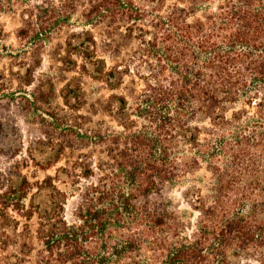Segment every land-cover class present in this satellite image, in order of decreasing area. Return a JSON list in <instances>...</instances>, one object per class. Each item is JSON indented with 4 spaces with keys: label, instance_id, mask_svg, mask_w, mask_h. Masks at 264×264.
I'll return each mask as SVG.
<instances>
[{
    "label": "trees",
    "instance_id": "16d2710c",
    "mask_svg": "<svg viewBox=\"0 0 264 264\" xmlns=\"http://www.w3.org/2000/svg\"><path fill=\"white\" fill-rule=\"evenodd\" d=\"M9 13L22 20L17 82L31 85L39 53L66 34L57 65L104 94L38 141L52 153L42 170L66 156L53 175L8 185L24 221L16 244L0 236L5 264H230L261 250L264 0H0ZM4 37L0 23V60ZM200 171L186 223L172 194Z\"/></svg>",
    "mask_w": 264,
    "mask_h": 264
},
{
    "label": "rangeland",
    "instance_id": "374dc122",
    "mask_svg": "<svg viewBox=\"0 0 264 264\" xmlns=\"http://www.w3.org/2000/svg\"><path fill=\"white\" fill-rule=\"evenodd\" d=\"M80 22L74 18L72 23L81 24ZM0 23L5 33L4 43L10 48L7 55L4 54L5 58L0 60V78L12 81L7 86L0 88V120L6 121V125L0 130V146H10L12 152L13 148L18 146V142L21 144V148H18L20 151L14 157L0 154V236L8 234L11 236L8 243L16 244L18 238L13 236L9 230L16 226V221L22 223L24 218L22 209L17 211L7 209L10 204H17L16 200L19 195L17 192L13 195L10 192L6 193L8 185H17L22 177H25L28 182L34 183L46 175H53L56 168L65 163L66 156L55 166L45 171L42 170L40 164L43 160H48L52 153L49 146L43 147L38 141L46 140L52 136L50 134H53V130L56 128H59V131L65 130L70 125L69 117L81 115L84 112L85 100L88 96L91 100H96L104 93L99 84L89 82L87 78L76 79L78 75L74 71H68L66 68L62 70L57 65L55 58L58 53H56V49L62 47V51L59 50L60 54L61 56L65 54L62 43L66 34L53 38L39 53L41 63L34 68L31 85L17 82L13 75L15 74L14 70L21 65V62L16 59L12 60L8 56L24 57L21 52L24 45L17 37L18 31L22 27V20L18 13H9L0 15ZM12 65H15L14 69ZM73 78L75 80L72 81ZM38 88L42 91V95L37 93L36 89ZM30 93H35V96L29 98ZM4 94L6 96H2ZM62 94L68 96V103L65 102ZM25 98H28L29 101H26ZM11 122L17 127L18 136L12 133L9 125ZM79 122L81 123L80 120ZM5 137L8 139L6 142H4ZM8 150L6 151L10 153ZM205 177L206 174L203 171L188 176L185 184L179 186L172 194L173 204L186 223H194L197 214L191 209L190 201L192 199H186L184 193L187 186L193 183L202 186L205 183ZM203 190L205 191L206 188L203 187ZM75 204L76 199L69 198L65 207V216L68 220L72 219ZM34 223L35 219L30 224L34 226ZM251 254L242 255L239 258L231 257L229 262L230 264H264V246L258 253ZM4 256L6 253L0 254V264L6 263Z\"/></svg>",
    "mask_w": 264,
    "mask_h": 264
}]
</instances>
